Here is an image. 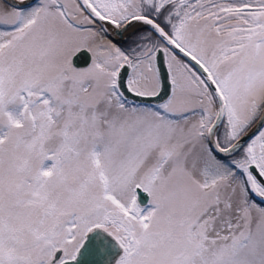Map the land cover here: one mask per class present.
Masks as SVG:
<instances>
[{
    "label": "snow or ice",
    "instance_id": "1",
    "mask_svg": "<svg viewBox=\"0 0 264 264\" xmlns=\"http://www.w3.org/2000/svg\"><path fill=\"white\" fill-rule=\"evenodd\" d=\"M0 264H264V0H0Z\"/></svg>",
    "mask_w": 264,
    "mask_h": 264
},
{
    "label": "water",
    "instance_id": "2",
    "mask_svg": "<svg viewBox=\"0 0 264 264\" xmlns=\"http://www.w3.org/2000/svg\"><path fill=\"white\" fill-rule=\"evenodd\" d=\"M150 102H151V103H159L160 101H158V100H156V99H152Z\"/></svg>",
    "mask_w": 264,
    "mask_h": 264
}]
</instances>
